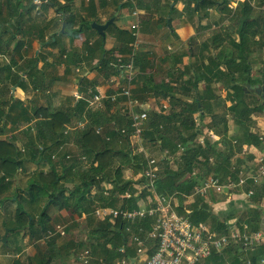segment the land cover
I'll return each mask as SVG.
<instances>
[{
    "label": "trees",
    "instance_id": "16d2710c",
    "mask_svg": "<svg viewBox=\"0 0 264 264\" xmlns=\"http://www.w3.org/2000/svg\"><path fill=\"white\" fill-rule=\"evenodd\" d=\"M76 1L47 0L42 3L41 7H52L57 14L50 17L48 21H44L43 26L36 25L34 21H31V26L24 24L31 19L25 17L34 8V4H30V7H25L23 12L18 15L20 19L15 26L16 36L18 35L22 39L27 36L32 37L34 33L32 29H34L37 31L34 36L38 38L41 47L56 48V45L60 43L59 34L65 35L73 41L81 31L86 32V38L80 48L69 46V49H66L60 47L58 51L60 57L57 60L60 58L66 61L64 65L69 66L75 62L79 64L78 62L83 61V58L86 57V64L91 71L101 73L106 79L113 74L118 75L119 86L116 90L129 85L131 95L139 101L146 103L149 97L154 98L155 103L158 104V110L152 107L147 109V117L142 122L140 131L141 146L147 154L154 156L161 155L164 150L175 154L178 150L183 149L181 150L183 165L181 163L178 165L176 161L170 164L172 166L177 164L176 169L168 168L167 163L162 165L163 171L154 182L156 193L160 196L172 197V206L179 214L186 215L193 224H207L216 234L228 232L226 222L230 219H235L239 227H242V224L246 222L250 224L251 229H257L264 223V217L261 214L263 212L261 204L264 201V179L261 184L256 186L254 194L249 197L251 205L253 204L252 207L245 206L242 210L233 207L231 211L222 214L213 213L211 209L213 203L222 200V195L209 193L206 196H199L194 195L193 192L194 188L212 173L220 176L222 180L228 177L230 180L237 181L239 170L241 168L246 170L253 165L254 156L251 154H238L235 157V162H231L233 152L239 153L243 144H252L262 149L254 129L256 123L253 113L264 112V96L254 94L257 89L250 88V86L264 85V65H261L264 62V11L261 9L264 0H237L233 7L229 6L230 0H185L184 9H186L187 15H197L199 19H203L208 17L209 10L217 9L221 15H228L232 20L231 26L212 29L208 38L199 45L196 44V50L194 49L196 43H193L194 38H189L187 44L191 47L189 46L179 53L170 52L172 58L170 56L165 58H171L174 66L169 68L167 72L160 74L150 67L151 61L148 57L152 53L143 51L145 49L142 50L140 47L136 48L132 65V69L136 73L130 81L120 76V72L116 68L118 65L115 64L116 56L123 54L125 56L123 62L129 60L127 56L132 53L133 49L130 44L138 38L149 39L148 33H153L154 25L156 28L162 20L168 24L177 37L171 26V19L159 17V20H155L156 23L152 20H146L141 22L138 28H131V24L125 28L116 25L114 14L120 12L123 7L133 9L136 5L132 0H86V2L81 0L79 5H76ZM136 1L138 10L146 16V14H150L149 11H156L160 5H163V2L166 7L168 6L173 10L174 4L178 0ZM108 3L112 4L114 8L102 22L99 13L105 11ZM110 18H113L114 21L107 27L104 34L98 33L91 26L93 22L103 24ZM62 26L63 31H61ZM111 28L114 29L113 33L117 45L107 49L104 47L106 31ZM12 39H15L14 34H11L7 41L10 42ZM24 44L25 41L16 40L11 49L8 45L0 43V54L8 53L10 56L8 62H4V59L0 60V135L4 133L6 125L12 126L13 130L20 129L18 133L23 135V137L16 136L17 139L13 137L9 141L0 138V199L3 200L6 197L2 195L3 192H7L10 186L15 184V174L26 170L27 161H33L36 165L41 160L48 161L51 167L49 174L38 173L36 179L34 177L29 179L26 192L30 196V201L21 197L18 207L11 211L10 217L12 219L6 223L2 221L3 228L8 227L12 235H24L21 231L27 228L31 241L34 242L41 240L40 238L44 237L51 228L48 221L52 215L48 211L50 206L61 209L73 205L75 208L76 206L81 207L85 213L94 212L95 207L98 206L132 209L135 208L137 200L150 194V191L144 188V191L138 193L133 186L134 184H144V177H139L136 180L123 178L124 169L128 165L134 166L133 168L138 172L143 170L146 163L144 153L133 154L131 148L120 150L116 149L114 145L117 142V137H123L129 141L131 139L130 135L133 128L124 106L126 97L122 96L116 102H111L110 99L102 100V106L95 109H85L87 101L83 98L73 102L69 108L58 107L50 111L48 106L42 104L32 106L30 109L23 104L24 101L13 97L12 94L2 93V89H6L11 83L22 90L33 92V95L44 94L48 87L59 81L49 72L47 75L45 73L50 64L53 65V63H47L44 60L43 48L38 54L23 58L17 69L14 68L16 61L13 55L16 54L22 58V52L25 50ZM82 48L83 51H79ZM48 53L50 52L48 51ZM184 55H188V58H194L191 62V69L182 64ZM93 59L97 60L94 64H92ZM38 62H42L40 67ZM177 64L182 68L176 67ZM254 64L259 65L257 71L262 74L261 77L253 78L251 76ZM67 71L68 68L66 67L64 69L65 74ZM157 74H159L158 80L156 79ZM162 74H166L168 79L165 80ZM217 82H220L226 89L224 96H221L217 86H214ZM200 83H203L202 87ZM96 85L97 80H88L83 76L78 88L83 93L86 92L87 87ZM8 89L10 90V88ZM253 94L257 98L254 100L255 102L251 103L248 97ZM159 99H164L168 106L164 102L160 103ZM4 107L6 108L4 109ZM219 107L224 109L221 116L214 113ZM83 112H85L84 116L82 115ZM194 113L198 115L194 116ZM207 116H210L211 119L204 127V125H200V122ZM229 116L233 118L237 133L231 140L238 139L237 145L231 148L232 144L229 142L220 149L209 135H205L207 133L204 129L207 127L206 129H210L214 135L225 137L229 132L226 122V118ZM84 119H87V123L83 128L70 130L66 134L63 133L65 125L71 124L75 120ZM75 133L80 134L78 141L82 147V154L85 156L83 161L87 164L83 165L82 157H80L81 159L79 157L67 158V154L70 156L72 154L62 152L61 158L65 159L66 157L69 160H67L68 164L62 165V174H58L52 160L54 154L47 153L46 150L55 146L57 151H62V149H57L59 145L64 146L65 143L69 142L71 135ZM200 136L203 138L202 144L197 143ZM19 140L22 141L23 150L16 145V141ZM40 145L42 146L41 149H39ZM117 154L121 156L119 158H121L122 164L117 165L114 172L111 171L110 173V165ZM208 155L214 157V163L208 161ZM195 170H197L196 173H194ZM66 171H68L67 178L63 175ZM70 171L71 173L74 172L72 178ZM186 173H189V176L185 178ZM76 179L78 182L75 181ZM102 181L111 183V192L103 191V187L100 186ZM66 184H72V187H66ZM92 186L97 187L95 193H91ZM236 191L240 192L241 188H235L234 192ZM125 192L130 194L129 198L121 197ZM188 196L191 197L188 198ZM176 197L181 201L188 199L183 205L185 208L173 202ZM43 199H46V203L38 218L45 219L46 222L38 223L40 222L39 219L37 221L39 225H37L34 221V215L37 211L33 204L43 203ZM23 202H25L28 210L24 208ZM32 212L34 214H31ZM149 223V219L137 221L131 225V229L139 233L138 226L142 225L147 230ZM127 224L128 222L121 218H116L114 223H111L108 218L97 219L94 222L92 232L94 235H99L91 249H94L95 244V248H97V239L100 238L104 241L103 249H110L106 243L112 239L111 248L118 250L125 241L123 235L126 233L125 226ZM116 228L118 230H115ZM119 235H122L119 244H116V241L114 244V237H119ZM7 242L8 240L3 246H6ZM19 242L20 240L15 239L14 251L20 250ZM45 243L46 248L40 247L38 255L28 264H57L55 260L58 253L56 237H49ZM155 245L151 243V248L148 250L149 254L154 251ZM256 248L260 254H264L263 247L257 246ZM133 249V246L127 247L122 256L131 259L134 256ZM227 251L233 253L234 261L232 264H245L246 258L242 257L239 247L232 245H229L222 252H214L211 256L201 260L200 264L210 260L215 264H221L223 253ZM66 252L69 253L67 250ZM110 256L112 257L104 255L105 258L109 259V264L119 260L120 254L117 251V254ZM19 262L18 258H14L10 264H20ZM253 262L256 264L255 259ZM127 264L133 263L128 262Z\"/></svg>",
    "mask_w": 264,
    "mask_h": 264
},
{
    "label": "built area",
    "instance_id": "2783aa9c",
    "mask_svg": "<svg viewBox=\"0 0 264 264\" xmlns=\"http://www.w3.org/2000/svg\"><path fill=\"white\" fill-rule=\"evenodd\" d=\"M46 1L47 0H33V4L39 6ZM235 5L229 4L231 7ZM261 9L264 11V5ZM130 14L135 19V22L131 24V28H138L139 21L136 17V8H134ZM139 44V39H135L130 44L133 49L132 53L128 55L129 60L123 62L125 58L123 54H118L116 56L115 64L118 66L115 67L119 70L120 76H123L128 81H130L135 74L132 69L134 63L133 57ZM2 59H5L4 55L0 54V60ZM110 78L109 81L114 87L109 84V88L113 89V91L110 94H103L101 91L97 90L93 98L89 100L90 102L88 101V104L90 103L89 107L94 105L101 107L102 99L104 98L110 99L111 102H116L118 98L122 96L126 97L124 106L127 109V117L131 119V126L133 128L130 136L138 140L140 139L142 122L147 117L148 106L131 95L129 85L116 90L119 86L117 74L115 76H110ZM99 100L101 101L98 102ZM82 122L83 121H78L72 127H67L66 129L70 130L83 127ZM259 129L260 130H257V138L262 145V149L257 150V148L252 145H243L241 148L242 152L239 154L245 155L247 149H254L253 166L248 167L246 170L241 168L238 172L237 181L230 180L228 177L222 180L220 176L214 173L209 174L194 188V195L206 196L209 193H217L230 198L240 195L238 194L239 192H234V189L237 187L241 188L240 193H244L246 197H250L254 194L256 186L261 184V181L264 179V117H261ZM199 141V143H203L202 138ZM232 142L235 143L236 140L234 139ZM138 150L144 153L146 161L145 167L140 174H138L140 177H144L145 183L140 184L138 187H151V190L157 196L156 204L153 206L149 205L145 198V203L142 207L127 209L102 206L94 210V217L97 219L102 220L108 218L111 223H114L116 218H121L128 222L125 226V241L120 245L118 251L125 253L127 247L133 246L134 256L131 259L124 257L122 260L123 264H127L128 262L133 264H200L201 260L211 256L214 252H222L229 245L239 248H256L257 246L264 248V223L253 230L249 223L245 222L242 224V227H239L235 219H230L226 222L228 225V232L216 234L207 224H193L186 215L179 214L172 206V197L160 196L156 193L154 182L159 178V168H162L164 161H166L167 164L170 161V164H172L173 161L177 160V157L181 159V150L183 149L177 151V157L176 153L171 154L167 150L162 151L159 156L147 154L142 146H140ZM209 160L212 161V157H209ZM197 170H195L194 173H196ZM135 185L136 184L133 186L136 188ZM123 197L129 198L130 194L126 193ZM144 219L150 220L147 230L144 229L142 225L138 226L139 233L131 229L133 223ZM151 243L156 245L154 251L149 254L148 250L151 248ZM88 254L89 252L86 250L81 255L80 259L83 264L87 263ZM260 262L264 263V258H261ZM246 264H249V261H246Z\"/></svg>",
    "mask_w": 264,
    "mask_h": 264
},
{
    "label": "rangeland",
    "instance_id": "374dc122",
    "mask_svg": "<svg viewBox=\"0 0 264 264\" xmlns=\"http://www.w3.org/2000/svg\"><path fill=\"white\" fill-rule=\"evenodd\" d=\"M1 1V0H0ZM133 2H134V4L137 6V8H136V12H137V14H136V17H137V20L139 21V24L141 23V22H143V21H145V16L144 15H141V12H140V10H138V5H137V1L136 0H132ZM145 2L147 1V2H151V0H144ZM181 2H182V4H183V1H185V0H180ZM181 2H176L175 4H174V7H178V6H181ZM167 3V2H166ZM235 3H236V0H230L229 1V4L230 5H235ZM163 5H160V7H158V9L155 11V10H152V11H149V15L148 14H146V17L147 18H149V17H155V15H154V13H156L157 15H159V13H160V15H164V17H166V18H168L169 16H171V8L170 7H166L165 6V4H164V2L162 3ZM172 5V4H171ZM110 5H109V3L106 5V8H105V12L107 13V14H109L112 10L110 9ZM110 9L109 11H107V9ZM134 9V8H133ZM133 9H130L129 11H128V9H123V10H121L119 13H120V15L119 14H117V16H115L116 17V21L117 20H119L120 18H121V20H122V23H128V22H131L132 21V19H133V17L131 16V14H130V11H132ZM152 9V8H151ZM184 9V8H183ZM13 13V12H12ZM116 13V12H115ZM209 13V15H208V17H206V18H203V19H201L199 22H201V23H203V24H201L200 26L199 25H197V29H196V39H193L194 40V42L193 43H197V45H199L200 43H201V41H204L206 38L205 37H207L208 38V36L212 33L211 31H212V29L214 30V29H218V28H220L221 26H223V27H225V26H227L228 28L231 26V22H232V20L228 17V15H225V14H223V15H221L220 13H218V10L217 9H213V10H210V12H208ZM7 15H9L8 17L10 18V16L12 15L11 14V11H9V12H7V14H6V18H7ZM14 15V14H13ZM115 15V14H114ZM32 16H34V19H44L45 17H44V15L43 14H40V15H37V14H34V15H32ZM105 17H107V15L105 16ZM104 20V19H103ZM194 21H195V19H194ZM6 23H8V21L6 22V21H4L3 22V24H6ZM24 24L26 25L27 23H25L24 22ZM27 26V25H26ZM128 26H129V23H128ZM4 27H6V26H4ZM203 27H208L210 30H208V31H203L202 32V29H203ZM165 29H167V26L165 27ZM168 30V29H167ZM109 31H110V33H109ZM112 31V32H111ZM178 32H180V33H182V36L183 35H185L186 36V32L185 33H183V32H181L182 30H177ZM113 32H114V29H109L108 31H106V33L108 34V36H109V34H113ZM168 32H169V30H168ZM174 32L175 33H177L176 32V30H174ZM204 33V34H202V33ZM173 33V32H172ZM10 33H9V31H8V33H6L5 34V36H8ZM80 34H82V33H80ZM174 34V33H173ZM200 34H202V36H200ZM5 36H2L3 38L2 39H4L5 38ZM150 39H151V36H149V35H147ZM107 37V36H106ZM58 38H59V40H60V47H65L66 49H69V46L71 45V40H70V38L69 37H65V35H58ZM83 38V37H82ZM108 38V37H107ZM139 39V38H138ZM174 39L176 40L177 39V37L174 35ZM85 40V39H84ZM140 40V44L138 45V47H140L141 48V46L142 45H145V46H147L148 48H153V46L155 45L154 43H155V41L154 40H147V39H139ZM208 42V41H207ZM105 43H106V41H105ZM196 43H195V47H194V49L196 50ZM164 43H162V45H163ZM171 46L169 47V51H172V50H174L173 48H174V46H176L177 44L176 43H173V44H170ZM185 46L187 47V48H189V46L190 45H186L185 44ZM137 47V46H136ZM137 47V48H138ZM185 47V48H186ZM191 47V46H190ZM254 47V46H253ZM9 48H11L12 49V47H10L9 46ZM139 48V49H140ZM161 50V52L162 51H168L167 49H166V47H163V48H161L160 49ZM184 50V49H183ZM79 51H83V48L82 49H80ZM176 51V50H175ZM130 54V53H129ZM213 56H215L214 54H213ZM127 57H129V56H127ZM186 57L187 58H185V62L183 63L185 66L184 67H188V69H191V62L194 60V58H188V55H186ZM82 58V57H81ZM196 58V57H195ZM83 60L84 61H86V57H84L83 58ZM9 61V58H7L4 62H8ZM164 61H167L166 62V64H165V66H168L169 68H171V67H173L174 66V62L171 60V58H167L166 60H164ZM264 61V60H263ZM56 62H58V64H59V67L61 68L64 64H65V62L66 61H64V60H62V59H58V60H56ZM94 63H96V62H94V59H93V61H92V64H94ZM55 65H57L56 63H54L53 65L52 64H50V66L47 68V70H49L50 72V74L54 71H57V70H55ZM261 65H264V62H262V64ZM66 66V65H65ZM67 68H68V66H66ZM65 67V68H66ZM151 69H154V64H151ZM257 67H259V65L258 64H254L253 65V67H252V70H251V74H254L256 71H257ZM89 68V67H88ZM16 69V68H15ZM69 69V68H68ZM86 70H88L86 67H85V69H84V72L86 71ZM148 70H149V68H148ZM135 73H136V71H134ZM45 73H47V71L45 72ZM82 74H83V70L81 71V76H82ZM88 75H89V77H92V75L94 74V71H92L91 72V69H90V72H88L87 73ZM101 74V73H100ZM256 75V74H255ZM98 76V78H100L101 77V75H97ZM112 76V75H111ZM113 76H115V74H113ZM85 77V76H84ZM159 78V77H158ZM80 79H81V77H77L74 81H73V85L71 86L72 87V89H73V94H74V99H73V101H75V99H83V98H85V101H89L91 98H93V95L97 92V90H96V86H92V87H87V90H86V92H80L79 91V82H80ZM91 83V82H90ZM9 86L6 88V89H2V93H8V94H12L13 95V97H20L21 96V94L18 92V90H17V88H16V86H14V85H12L11 83H9L8 84ZM76 85V86H75ZM200 85H201V87H202V85H203V83H200ZM53 86L54 85H51V87H48V92L49 93H51L50 95H52V99H50L51 100V103L50 104H45V102H43V104L42 105H44V106H48V108L50 109V111H52V109H55V108H58V107H65L64 106V104L62 103V100H61V97L63 96L62 94H60L59 96H57L54 92H53V90L56 88V86H54V88H53ZM214 86L216 87L217 85H216V83L214 84ZM117 87V86H116ZM200 87V88H201ZM8 88H10V90L8 89ZM70 88V86H68V89ZM217 89H219L218 90V93L220 94H223V96L225 95V93H226V89L222 86V88H218V87H216ZM101 88H98V90H100ZM15 90V92H13ZM57 90V89H56ZM55 90V91H56ZM223 90V91H222ZM24 91V98H25V100H22V101H24L23 102V104L24 105H26L27 107H29L30 109H31V107L32 106H35V105H38V103H40L39 102V100L40 99H42V98H40V97H38L41 93H38L37 95L35 94V95H32L33 94V92H30L29 90L27 91V90H23ZM46 93V91L44 92V94ZM108 93L110 94V91H108ZM220 94V95H221ZM255 94V93H254ZM252 95V96H249L248 98V100H251L250 102L251 103H253V101L257 98L255 95ZM6 98V97H5ZM19 99V98H18ZM102 100H105V98L104 99H102ZM101 100H99L98 102H100ZM90 102V101H89ZM255 102V101H254ZM72 102L70 101L69 102V105L71 104ZM148 107H152L153 108V105H154V100L152 99V97H149L148 98V102H146L145 103ZM167 106H168V104L167 103H165ZM89 105H90V103L88 104V105H86V107H85V109H87V108H91V109H95V108H97V106H91V107H89ZM157 105V104H156ZM6 107H4V109H5ZM176 108V107H175ZM156 110H157V108H156ZM111 111H113V112H115V110H113V109H111ZM224 112V109L222 108L221 109V107H219V108H217L215 111H214V113L215 114H217V115H219L220 114V116H221V114ZM225 113H226V111H225ZM224 113V114H225ZM258 113H260V112H258ZM262 114V116H260V117H264V112L263 113H261ZM83 116L85 115V112H83V114H82ZM194 116H197L198 114L197 113H194L193 114ZM84 118V117H83ZM210 119H211V117L210 116H208V117H205L204 118V120L203 121H201L200 122V125H204V127L205 126H207V124L206 123H208L209 121H210ZM216 119V121H217V118H215ZM227 119V124H228V126H230V127H232V128H234V123H233V118L231 117V116H229V117H227L226 118ZM197 121H198V119H196ZM76 121H78V120H75V122H73V123H71V124H67V125H65V129L67 128V127H72L75 123H76ZM84 124H85V121H83L82 122V125L84 126ZM219 127H220V125H219ZM83 128V127H82ZM207 128V127H206ZM204 129V131L207 133V134H205V135H209V137H213V140L212 141H215L216 143H217V146L220 148V149H222V148H224V146H225V141H226V139L228 138L227 137V135L225 136V137H222V136H216V135H214V133L210 130V129ZM5 130H4V133H2L1 135H0V138L1 139H8V141L9 140H11V139H13V137H15L16 138V136H19V137H23V135H20L18 132L20 131V129L19 130H13L14 128L12 127V126H9V125H6V127L4 128ZM77 129H81V127H78ZM254 129H255V131L257 132V130H260L259 129V127H257L256 125H255V127H254ZM234 131H235V129H234ZM69 131L66 129V130H64V134H66V133H68ZM232 136V135H231ZM230 136V137H231ZM234 136H236V134L234 135ZM79 137H80V134H77V133H75V134H73V135H71V137H70V140H69V142H67V143H65L64 144V146L63 145H59V148H57V149H62V151L60 150V152L59 151H57L56 150V147L55 146H51V148L50 149H48V150H46V152L47 153H51V154H54V156H52V160H53V163H54V165H55V170H56V172L58 173V174H62V172H63V168H62V165H64V164H68V161L67 160H69V159H67L68 157H85L83 154H82V147L80 146V142L78 141L79 140ZM17 139V138H16ZM116 140H117V142L114 144L115 145V148L116 149H120V150H124V149H127V148H131V149H133L132 151H133V154L134 153H138L139 152V150H138V148L141 146V144H140V140L141 139H138V140H136L135 138H132L131 137V139H130V141L129 140H127V139H125V138H121V137H117L116 138ZM119 140V141H118ZM237 141H238V139H237ZM237 141L235 142V143H233L232 142V140L231 139H229V142L232 144L231 145V148H234L236 145H237ZM200 141H198L197 143H199ZM16 145H17V147L19 148V149H21V150H23V148H24V146L22 145V141H16ZM216 146V147H217ZM221 146H223V147H221ZM41 145L39 146V149H41ZM215 147V146H214ZM230 148V149H231ZM257 150H259V149H257ZM62 152H67V153H71L72 155L70 156H68L67 158L65 157V159L63 158H61V156H62ZM240 152H242V149H241V151ZM239 152V153H240ZM246 154H251V155H253L254 156V154L253 153H255V150L254 149H247L246 150ZM238 153L237 152H233V154H232V156H231V162H235L234 160H235V157H236V155H237ZM115 159L113 160V162L111 163V165H110V173H111V171H112V173L114 172V169H115V167L117 166V165H119V164H122V161H121V158H119V157H121L119 154H117V155H115ZM176 157H177V153H176ZM209 157H212V161H210L209 160ZM81 159V158H80ZM84 159L82 158V160L81 161H83ZM208 161H210V162H215V159H214V157L213 156H209L208 155ZM176 162L178 163V165H179V163H181L182 165H183V161H181V159L179 158V157H177V160H176ZM82 163H84L83 165H86L87 163L86 162H82ZM166 163V161H164V164ZM164 164H163V166H164ZM168 168H171V169H176V166H177V164L176 165H174V166H172V165H170V161L168 162ZM253 166V165H252ZM134 167V166H133ZM133 167H131V165H128L125 169H124V179H126V178H128V179H131V180H136V179H138L140 176L138 175V174H140V172H138L137 170H135V168H133ZM50 169H51V167H50V164L48 163V161H43V160H41L40 161V163L39 164H35V162H33V161H27V168H26V170H24V171H20V172H17L15 175H16V178H15V184H13V186H10V188H9V190L7 191V192H3V194L2 195H5L6 197L2 200V199H0V239H1V237L4 235V233H5V229L6 228H8V227H5V228H3V223L1 224V222L2 221H5V223L6 222H8V220H11L12 218L10 217V215H11V211L12 210H15L17 207H18V205L20 204V201H21V197H25V200L26 201H30V196H28V194H27V192H26V189L28 188V186H29V179H30V177H34V179H36L37 177H38V173H41V174H43V175H46V174H49V171H50ZM162 168L160 167L159 168V176H160V174L162 173ZM67 172L68 171H66V172H64V177H66L67 178ZM70 173V176H71V178H72V176L74 175L73 173L74 172H72L71 173V171L69 172ZM187 176H189V173H186L185 175H184V177L186 178ZM126 177V178H125ZM123 179V180H124ZM76 182H78L77 181V179L75 180ZM104 182V183H103ZM62 183H63V181H62ZM62 183L60 182V184L62 185ZM111 184V183H110ZM108 182H105V181H102V183L100 184V186H102L103 187V191H107V192H111L112 190H111V188H112V186L110 185ZM66 187H72V184H66L65 185ZM64 186V187H65ZM136 186V189H137V191H138V193L139 192H142V191H144L143 189H144V187H138V186H140V184H136L135 185ZM147 188V190L148 191H150V194H147V195H145V196H142V197H140L138 200H137V203H135L136 204V206H135V208H137V207H142V206H144V203H145V198L147 199V203L149 204V205H155L156 204V198H157V196L155 195V193L151 190V187H146ZM145 188V189H146ZM69 189H71V188H69ZM96 189H97V187L96 186H92L91 187V193H95L96 192ZM69 192V191H68ZM126 193H128V192H125L124 194H122V197L126 194ZM4 197V196H3ZM2 197V198H3ZM189 197H191V196H188V198ZM222 197V200H223V198L225 197V196H221ZM121 198V197H120ZM178 200L183 204V205H185V202L188 200H184V201H181L179 198H175V200L173 201V202H175V203H179L178 202ZM46 203V199H43V203H36V204H33V206L35 207V209H36V211H37V213L34 215V221H35V224H37V221L40 219V217L38 218V216H39V214L43 211V206H44V204ZM179 205V204H178ZM23 206H24V208H26L27 206L25 205V202H23ZM179 206H181V205H179ZM98 207H102V206H98ZM98 207H95V209L96 208H98ZM184 208H185V206H183ZM115 208H119V207H115ZM27 210H28V208H26ZM94 209V210H95ZM133 209V208H132ZM211 209H212V211H213V213H217V211H215L214 210V208H213V206H211ZM261 209L263 210V212L261 213V214H263L264 215V202H263V206H261ZM31 211V210H30ZM48 211L50 212V213H52V215H54V217H59V215L61 214V212L63 213V215L61 214V216L63 217V220H66L67 222H68V229L70 230V228L73 226V223L74 224H77L78 226L73 230V235H48V233H47V235H44V237L41 239V240H36V241H34V242H32L31 241V236H30V233H29V231H27V228H25L24 229V231L22 230L21 231V233H24V235H12V234H10L11 232H10V230H8V235H6L5 237H6V240H8V242H7V245L6 246H3V244L4 243H2L1 241H0V253L1 252H9L11 255H13V256H9V257H7L8 258V261H7V264H10L9 262H10V260L9 259H11V257H13L12 259H14V258H16V257H18V259H19V263L20 264H27L28 262H30L31 261V257H32V254H30V253H34V255L36 256V255H38L37 253L39 252V247L40 246H42V248L43 247H45L46 246V241H47V239H49V237H51L52 236V238L53 237H56V246L58 247V245H59V248H58V253H57V255L55 256V258H57L56 259V263L57 264H77L76 262H75V255H73V253H72V250H70L69 251V255L68 256H66V254H67V252H65L66 250H68V249H75V252L76 253H79V251H81V250H83V251H81L80 252V254H82L84 251H86L87 249L86 248H84L83 246H84V243H82V245H80V246H78L77 245V242L76 241H82V240H84V241H90V240H92V239H90L89 238V236L88 235H78V232L81 230V228H80V226H79V224H82V225H84V223H81V221L79 220L80 219V217L82 216V213H84V214H86L85 212H83V210L81 209V207H77L76 206V208L72 205V206H69V207H67V208H61V209H58V207H53V206H50L49 207V209H48ZM61 211V212H60ZM31 214H34V212H32ZM93 215H94V212L92 213ZM262 215V216H263ZM264 217V216H263ZM75 219V220H74ZM94 220H97V218H95L94 217ZM93 220V221H94ZM49 221V223L51 222L50 220H48ZM44 222H46L45 221V219H40V222H38V223H44ZM94 222H96V221H94ZM37 225H39V224H37ZM50 225H51V223H50ZM115 230H118L117 228L115 229ZM26 231V232H25ZM98 235L99 234H96V235H94V243H96V237H98ZM109 236V235H108ZM124 237H125V235H123ZM79 238H82V239H80L79 240ZM84 238H87V239H84ZM93 238V237H92ZM121 238H122V235H119V237L118 236H116V237H114V240H113V242H114V244H115V241H116V244H119V242H120V240H121ZM127 238H128V235H127ZM15 239H18V240H20V242H19V245H20V251H18L19 253H17V255H15L16 253H14L13 251H14V247L16 246V243H15ZM63 239H65L68 243H67V247L68 248H64L63 249V244H60L59 243V241H63ZM69 239H73V240H69ZM112 241V239L109 241V242H107L106 244H108L109 246H112L111 245V242ZM97 242H98V246L101 248V249H103V245H104V241L103 240H101L100 238L99 239H97ZM6 243V242H5ZM58 244V245H57ZM40 245V246H39ZM74 246V247H73ZM33 247H36V251L34 252L33 250H34V248ZM105 247V246H104ZM106 248V247H105ZM106 249H108V248H106ZM102 252H104V253H110V255H115V254H117L116 253V251L115 250H112V248L111 249H108V250H105V249H103L102 250ZM20 253H22V254H20ZM79 254V255H80ZM15 255V256H14ZM11 259V260H12ZM109 259L108 258H105L102 262H99L100 264H109ZM80 263V262H79ZM98 263V264H99Z\"/></svg>",
    "mask_w": 264,
    "mask_h": 264
},
{
    "label": "crops",
    "instance_id": "0c3cea01",
    "mask_svg": "<svg viewBox=\"0 0 264 264\" xmlns=\"http://www.w3.org/2000/svg\"><path fill=\"white\" fill-rule=\"evenodd\" d=\"M84 2H86V0H83ZM177 2H181L180 0H178ZM81 3V0H77L76 1V5H79ZM30 4H33L32 3V0H1L0 1V43H3L5 45H8V47H13L14 46V43L16 40H23L25 41V44L23 46V48L25 49L24 52H22V58H19L16 54L13 55V57L15 58V61H16V66H14V68L17 69V66H19L21 64V61L23 58H27V57H30L34 54H38V52L40 51V49L43 50V54H44V60L47 62V63H56L57 65H55V70L57 71H53L51 73L52 76L56 77V79H58L59 81L55 82L54 83V86H56V88L53 90V92L59 96L60 94H62L63 96L61 97V100H62V103L64 104L65 107L69 108V102L71 101L72 103L70 105L73 104V99H74V94H73V89H72V85H73V81L77 78V77H83L85 76L88 80H97V85H96V90H98V88H101L99 91H101L103 94H106L108 93V91H113V89H110L109 88V84L113 86L112 83H110V77L109 78H104L102 74L100 73H96L94 71V74L92 75V77H89V75L87 74L88 72H90V69L88 68L87 66V61H80L78 62L79 64H77L75 62V64H69L68 66V71H67V74H65L66 72H64V69H65V65H63L61 68L59 67V64L58 62H56L57 58L60 57V53L58 52L60 50V43L56 45V48H53V47H50V48H45V47H41L39 42H38V38L36 36H34L36 34L37 31H35L34 29H32V31H34V33L32 34V37H25V39H22L20 38L18 35L16 36V28L15 26L17 25V21L20 19L19 18V14L21 12H23V9H25V7H30ZM181 6H178V7H175L172 11H171V16H169L168 18L164 17V15H157L156 13L154 14L155 17H151L150 19L146 18L145 21H149V20H152L156 23L155 20H159V17H161L162 19H167V20H170L171 19V26L173 28V30H176V34H177V39L175 40L174 39V34L172 33V30L169 28L168 24L162 20V22L159 24V26L157 25L156 28H155V25H154V32L153 33H148L149 36H151V39H147V40H154L155 41V45L153 46V48H148L147 46L145 45H142L141 46V49H145L143 51H149L152 53V55H149V59L151 61V64H154V71L156 72V70L160 73L162 72H167L169 67L168 66H165L166 62L167 61H164L166 60L167 58H165L166 56H171V53L170 52H177L179 53V51H184L187 49V47L185 46V44L187 45V41L189 38H194L196 39V29H197V25H201L203 23L199 22L201 19H199V17L197 15H194V16H189L187 15L186 13V9H183L184 8V1H183V4L182 2L180 3ZM110 5V4H109ZM42 5L40 4L39 6H36L34 5V8L31 9V11L26 14V18L30 17L31 19L27 21V26H31V21H34L36 25H41L43 26V22L44 21H48V19L50 17H52L55 12H54V8L52 7H41ZM110 9L112 10L114 7L113 5L111 4L110 5ZM109 8L107 9V11L110 10ZM123 9H128V11L130 10L128 7L127 8H122L121 10ZM120 10V11H121ZM212 10V9H211ZM11 11V16L10 18L8 17L9 15H7V18L5 17L7 12ZM13 12V13H12ZM141 12V15H144V13ZM210 12V10L208 11ZM14 14V15H13ZM34 14H37V15H40V14H43L44 15V19H34ZM117 14L120 15L119 12H116L114 17L117 16ZM57 14H55L56 16ZM107 13L105 11H102L99 13V17L101 18V21L103 22L105 19ZM146 17V16H145ZM195 19V21H194ZM4 21H8V23L6 24H3ZM114 21V20H113ZM134 22V19H132L131 22H128L129 24H132ZM115 23L117 26H124L125 28L128 27V23H122V20L121 18L119 20H115ZM34 25V24H33ZM6 26V27H4ZM52 26V24L50 25V27ZM167 26V29H165V27ZM212 28V27H211ZM210 28V29H211ZM182 30L181 32L183 33H187L186 36L183 35L182 36V33L178 32L177 30ZM208 27H203L202 29V32L203 31H208L210 30ZM9 31V35L8 36H5L6 33H8ZM201 32V33H202ZM82 33V34H80ZM78 36L76 38L73 39V41L71 42V45L72 47L74 48H80L82 46V43L84 41V39L86 38V32L84 31H81ZM110 33V32H109ZM11 34H14L15 35V39H12L10 42H8V37L11 36ZM204 34V33H202ZM202 34H200V36H202ZM2 36H5L4 39H2L3 37ZM83 37V38H82ZM108 37V38H107ZM107 37H106V43L104 45L105 48H111L116 44V38H115V34H107ZM148 38V37H147ZM207 38V37H205ZM142 40V39H141ZM202 42V41H201ZM162 43H164L162 45ZM173 43H176L177 45L174 46V50L172 51H169V47L171 46L170 44H173ZM197 44V43H196ZM163 47H166V49L168 51H162L161 52V48ZM186 47V48H185ZM184 49V50H183ZM48 51L50 53H48ZM4 61L7 59V58H10L9 54L8 53H5L4 54ZM76 58V56L74 57V59ZM185 58L186 55L183 56V63L185 62ZM80 60H81V55H80ZM94 62H97L96 59H94ZM182 63V64H183ZM42 65V62H38V66L40 67ZM184 65V64H183ZM85 67L88 69L84 72V69ZM176 67H180L182 68V66H179V64L176 65ZM258 68V67H257ZM83 70V74L81 76V71ZM47 73L46 75L48 74V72H50L49 70H46ZM148 71V69H147ZM20 72V70H19ZM22 72V71H21ZM92 72V71H91ZM159 74L156 75V79L158 80L159 78ZM256 74V75H255ZM97 75H101L100 78H98ZM162 76H164L165 80L168 79V76L166 74H162ZM251 76L253 78H257V77H261L262 74L258 71H256L254 74H251ZM113 78V77H112ZM217 87L218 88H222V84L220 82H217L216 83ZM258 85V84H257ZM53 86V88H54ZM68 86H70V88L68 89ZM76 86V85H75ZM259 87H261L260 85H258ZM114 87V86H113ZM18 92L21 94L20 97L17 96V98H19L20 100H25L24 98V91L20 88V87H16ZM57 89V90H56ZM56 90V91H55ZM49 90L46 91L45 94H40L38 97L42 98L39 100L40 103L38 104H43V102H45V104H50L51 103V100L52 99V95H50L51 93L48 92ZM223 91V90H222ZM15 92V90L13 91ZM221 94V93H220ZM256 95L257 94H260V93H255ZM33 95V94H32ZM221 96H223V94H221ZM262 96V95H261ZM263 97V96H262ZM154 100V98H152ZM156 100H154V105H153V108L156 110H158V104L156 105L155 103ZM159 102H164L166 103V101L164 99H159ZM263 112H254L253 113V116L254 118L256 119L257 121V127L260 128V122L259 120H261V117ZM208 117V116H207ZM229 127V132L227 134V137L228 139H231L235 134H237L234 129L230 126ZM232 135V136H231ZM231 136V137H230ZM227 139V144L229 143V140ZM70 154H67L66 156L68 157ZM240 195H236L234 197H230V198H227V197H224L223 200H220V201H217L215 203L212 204L213 208L215 211H217V213H224L226 211H231V209L234 207L236 209H240L242 210L243 207H252L253 204L251 205L250 203V198L249 197H246L244 193H238ZM178 204L183 206V204L178 200ZM264 202V201H263ZM261 206H263V203L261 204ZM249 207V208H250ZM61 212V211H60ZM93 213V212H92ZM91 212L90 213H87L84 214L82 213V216L80 217V221L81 223H84V225L82 224H79L81 230L78 232V235H88L90 239V241H76L77 242V245L80 246L82 245V243H84V248H86L88 251H89V254H88V260H87V263L86 264H98L99 262H102L104 260V255L106 254L107 257H112L110 256V253L108 254L107 252L104 253L102 252L103 249H101L98 245H97V248H95L96 244L94 245V249L92 250V245L94 244V232H92L93 228H94V215L92 214ZM227 213V212H226ZM61 214L63 215V213L61 212ZM61 214L59 215V217H54V215H50L51 217L48 219L50 220L51 222V228L48 230V235H73V230L78 226L77 224H74L73 223V226L70 228V230L67 228L68 227V222L66 220H63V217L61 216ZM264 216V215H263ZM75 220V219H74ZM94 220V221H93ZM2 224V222H1ZM67 226V227H66ZM9 230V229H8ZM6 235H8V232L6 233ZM47 235V234H46ZM93 237V238H92ZM43 238V237H42ZM40 238V239H42ZM82 239V238H79V240ZM84 239H87V238H84ZM69 240H73V239H69ZM74 241V240H73ZM60 244H63V249L64 248H68L67 247V241L65 239H63V241H59ZM58 245V244H57ZM108 247H110L111 249V246H109L108 244H106ZM40 246V245H39ZM42 247V246H40ZM39 247V248H40ZM74 247V246H73ZM34 248V252L36 251V247H33ZM44 249L46 248L43 247ZM58 248H59V245H58ZM264 249V248H263ZM72 250V253L73 255H75V262L77 264H83V262L81 261V255L80 252L83 251H79V253H76L75 252V249H68L67 251H70ZM112 250H115L116 253L118 250L112 248ZM20 251V250H18ZM17 250L14 251V253H16L15 255H17V253H19ZM134 251V249H133ZM239 251L242 252V257H245L246 258V261H249V264H254L253 262V259H255V262L256 264H264V263H261L260 262V259L261 258H264V254H260V252H258V249L257 248H239ZM66 252V251H65ZM118 253L120 254L119 256V260H115L114 263H111L110 264H123L122 263V260L124 259V257L122 256L123 253L119 252ZM22 254V253H20ZM32 254V257H31V261L34 260L35 258V255L34 253H30ZM80 254V255H79ZM14 255V256H15ZM68 254H66V256H68ZM232 255L233 253L232 252H224L223 253V262L221 264H226V263H229V264H232L234 261L233 258H232ZM9 256H13L11 255L9 252H1L0 253V264H7V261H8V258ZM13 258V257H11ZM18 258V257H16ZM11 263V259H9ZM56 260V259H55ZM54 260V261H55ZM53 261V262H54ZM80 262V263H79ZM29 263V262H28ZM27 263V264H28ZM100 264V263H99ZM202 264H215L212 260L208 261L206 263V261H204ZM246 264V262H245Z\"/></svg>",
    "mask_w": 264,
    "mask_h": 264
},
{
    "label": "water",
    "instance_id": "95a60500",
    "mask_svg": "<svg viewBox=\"0 0 264 264\" xmlns=\"http://www.w3.org/2000/svg\"><path fill=\"white\" fill-rule=\"evenodd\" d=\"M113 22V18H110V19H108L105 23H103V24H100V23H96V22H93L92 24H91V26L93 27V28H95L97 31H98V33H101V34H104V31L107 29V27L111 24ZM61 31H63V26H62V28H61ZM250 88H256L257 89V93H260L262 96L264 95V87L263 86H261V87H259L257 84H255V85H251L250 86ZM8 232V228H6L5 229V233H4V235L1 237V239H0V241L2 242V243H5L6 242V233Z\"/></svg>",
    "mask_w": 264,
    "mask_h": 264
},
{
    "label": "clouds",
    "instance_id": "9594fccd",
    "mask_svg": "<svg viewBox=\"0 0 264 264\" xmlns=\"http://www.w3.org/2000/svg\"><path fill=\"white\" fill-rule=\"evenodd\" d=\"M32 2H33V0H32ZM42 4V3H41ZM134 8H136V6L134 7ZM131 12V11H130ZM132 16V15H131ZM133 17V16H132ZM133 19H134V17H133ZM135 20V19H134ZM263 86V85H262ZM264 87V86H263ZM112 91H110V93H111ZM264 96V95H263ZM80 99V98H79ZM75 100H78V99H75ZM87 105H88V101H87ZM116 107H118L117 105H116ZM120 108H122V106H120ZM253 118H254V116H253ZM78 121H85V124L87 123V119H84V120H78ZM78 121H76V123L78 122ZM254 121H255V123H256V126H257V121H256V119L254 118ZM261 120H259V122H260ZM84 124V125H85ZM84 127V126H83ZM82 128V127H81ZM77 129V128H76ZM76 129H70V130H76ZM66 130V129H65ZM70 130H68V131H70ZM234 137V136H233ZM232 137V138H233ZM202 137L200 136L199 138H198V141L201 139ZM211 139L213 140V137L211 136ZM202 140H203V138H202ZM232 140H234V139H232ZM236 141H237V139H235ZM197 141V142H198ZM199 144H201V143H199ZM227 145V143H225V146ZM243 145H247V144H243ZM242 145V146H243ZM252 145V144H251ZM242 146H241V148H242ZM252 146H254V145H252ZM262 146V145H261ZM254 147H256V146H254ZM257 148V147H256ZM257 149H259V148H257ZM241 151V150H240ZM139 153V152H138ZM177 153V152H176ZM183 154V153H182ZM238 154H240V153H238ZM237 154V155H238ZM236 155V156H237ZM182 156V155H181ZM173 162H175V161H173ZM172 162V163H173ZM220 195V194H219ZM122 197V196H121ZM109 207V206H108ZM89 252V251H88Z\"/></svg>",
    "mask_w": 264,
    "mask_h": 264
}]
</instances>
